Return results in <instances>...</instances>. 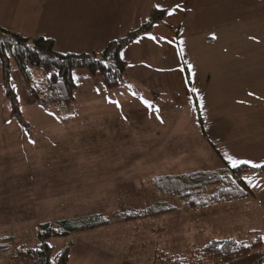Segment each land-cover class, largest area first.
Returning a JSON list of instances; mask_svg holds the SVG:
<instances>
[{
	"label": "rangeland",
	"instance_id": "obj_1",
	"mask_svg": "<svg viewBox=\"0 0 264 264\" xmlns=\"http://www.w3.org/2000/svg\"><path fill=\"white\" fill-rule=\"evenodd\" d=\"M103 1L107 15L113 16L108 17L113 21H106L104 28L99 29L102 31L98 34L103 38L97 36L93 43L83 38L70 42L62 35L55 51L98 54L108 45L106 41L118 40L138 28L151 12L147 7L148 0H102V5ZM156 7L161 9V6ZM249 25L219 29L206 45L201 42L203 39L192 44L191 50L197 51L198 63L206 65L207 70L202 74H210L211 59L221 58L217 50H228V47L254 50L245 38L251 30L243 29ZM153 34L155 40L160 39L157 25ZM232 37H236L233 46L230 45ZM160 50L152 54H149L151 50L121 52L122 57L130 61L133 80L149 79L148 86L157 95H141L135 100L132 85L126 84L122 91H108L100 80L89 78L85 70H79L74 73L78 81L75 102L71 114L67 115L55 114L35 99L15 64L10 63V86L16 96L21 120L31 132L23 131L17 120L9 115V104L3 100L0 81V129L9 128L11 140H16L9 143L10 162L4 171L8 181L2 176L6 183L4 181L3 188H0V240L11 237L10 245L14 248L19 245L32 247L36 244L37 226L41 224L101 213L111 221L108 227L51 238L47 243L54 248V254L72 242L74 245L67 264H151L153 254L162 249L183 255L191 247H201L225 236L233 235L240 240L249 233L247 231H259L264 236L263 208L250 205L240 212L238 207L242 205L234 203L236 207L231 205L217 211H182L176 200L156 196L151 185L153 178L192 174L215 169L220 164L206 142L214 139L206 124L207 114L203 112L208 104L199 102L196 110L190 101L187 106L174 108V100L162 73L154 66L174 63L175 55L167 56ZM228 82L223 81L219 91L227 90L229 94L232 88L226 87ZM209 84L211 86V82ZM153 102L158 108L167 109L157 112L152 120L146 119L143 114ZM219 103L226 108L229 105L225 98ZM186 112L190 113L187 116L192 118V125L182 118ZM199 116L205 121L202 126L206 141L204 134H199ZM151 124H154L152 129L160 132L171 130L168 143H165V135L151 138L148 134ZM177 128H182V134L174 133ZM201 138L206 148L199 154L188 157L190 154L179 155L176 150H171L175 139H184L179 143L185 144L184 150L191 153L192 149L200 148ZM155 143L163 146L166 152L156 149ZM166 153L170 154L168 160H161ZM209 163L216 166L210 167ZM256 178L263 180L264 175ZM246 182L253 189L260 183L248 177ZM162 200L176 207V211L127 223L116 215L120 206L140 211L145 205L162 203ZM236 219L246 221V224H240ZM13 255L12 249L8 253L0 251V264H30L23 260L11 261ZM259 257L258 252H253L229 264H254Z\"/></svg>",
	"mask_w": 264,
	"mask_h": 264
},
{
	"label": "crops",
	"instance_id": "obj_2",
	"mask_svg": "<svg viewBox=\"0 0 264 264\" xmlns=\"http://www.w3.org/2000/svg\"><path fill=\"white\" fill-rule=\"evenodd\" d=\"M104 4L103 1L102 5V0H0V27L29 38H50L54 42L55 50L59 46L62 35L68 37L70 42H73L72 39L83 38L93 43L97 36L99 39L103 38V35L101 36L98 32L102 31L99 29L104 28L106 21H113L112 18H108L113 16L107 15ZM156 6H161L160 10H166L162 23L156 24L161 32L160 39L150 38L155 37L153 34L154 25L148 32L137 37V40L122 48L121 52L123 50H151L149 54H152L161 48L160 53L163 52L171 57L175 55L174 63L154 66L162 73L161 76L174 100V108L187 106L190 101L194 103L196 110H198L199 102L208 104L203 112L207 114L206 124L209 134L214 139L206 141L205 129L202 126L204 120L201 119V116H199L201 122L199 134H204V136L202 134L204 140L210 146V150L219 158L220 164L215 169L197 172L219 170L223 164L233 167L229 157L237 162V166H264V0H148V8L158 9ZM169 12H172V15H169ZM237 24H250L243 29L251 30L246 33L245 38L247 44H250V48L254 50H235L229 47L228 50H217L221 58L211 59L208 66L212 69L210 74H202L207 68H205V64L198 63L195 55L197 51L191 50L192 44L203 39L201 42L206 45L209 40L212 41L213 33L228 27L235 29ZM120 38L122 37H118V39ZM232 38L231 46H233L236 37ZM111 41L115 40L106 42ZM121 58L127 64L126 78L129 86H133L131 88L133 98L136 100L141 95H153V97L157 95L154 89L148 86L149 79L133 80L129 59L122 55ZM226 80L229 81L226 87L232 88L229 90V94H227V90L219 91L218 89ZM244 81L247 83L243 84ZM209 82H211V86ZM118 90L122 91V89ZM223 98L229 104L227 108L219 103ZM166 109L167 107L158 108L153 102L150 109L146 110L147 113L141 114L146 116V119L152 120L157 112L166 111ZM187 114L190 115L186 112L182 118L185 117L192 125L193 120ZM153 127L154 124H151V129H148L151 138L155 135H165V143H168L171 130L160 132L157 129H152ZM23 131L28 134L31 132L28 129ZM181 131L182 128H177L174 133L182 134ZM10 135L9 128L0 129V188H3L2 185L6 179L8 181V177H4V171L10 162L9 143L16 141L14 138L11 140ZM182 140L175 139L172 143L174 146L171 150H176L179 155L187 153L190 154L188 157L194 156L206 148L201 138V142L198 144L199 149H192L191 153L186 152L185 144L179 143ZM30 142L31 139H29ZM150 144H154V142ZM155 144L156 149L166 152L163 146ZM169 155L166 153L161 156V160H168ZM245 161L250 163H244ZM208 166L212 167L216 164L209 163ZM263 175L264 173L258 177L262 178ZM247 177L260 182L256 185V189L246 182ZM256 177L257 175L252 173L242 176V180L252 193L251 199L253 200L239 202L242 205L238 207L240 212H244L250 205L264 209V179L260 180ZM236 204L217 205L207 211L226 209L223 207H231V205L236 207ZM243 217L246 218V215ZM236 221L246 224L245 219V222L240 219H236ZM230 236L233 237V235Z\"/></svg>",
	"mask_w": 264,
	"mask_h": 264
},
{
	"label": "trees",
	"instance_id": "obj_3",
	"mask_svg": "<svg viewBox=\"0 0 264 264\" xmlns=\"http://www.w3.org/2000/svg\"><path fill=\"white\" fill-rule=\"evenodd\" d=\"M166 10L152 9L149 18L138 28L122 38L111 41L100 53L74 54L59 53L54 42L47 37L29 38L0 27V71L3 86V100L9 104L10 116L18 125L26 128L20 117L16 96L10 86V63L19 70L33 97L55 114H71L75 102L78 81L74 73L85 70L89 78L98 79L108 91L126 87V62L121 50L154 25L162 23ZM215 152V150H214ZM217 154V152H215ZM247 173L261 175L264 166L250 167L225 164L219 170L195 172L179 176L153 178L152 188L160 199L176 200L182 211L207 210L217 205H230L252 198L250 189L242 180ZM176 207L165 204L164 200L148 204L142 210L120 206L116 212L120 221L127 223L145 217L175 212ZM264 219V217H263ZM111 224L101 213L82 218L61 219L37 226L36 244L32 247L10 245L12 238L0 240V251L13 250L11 261H26L30 264H67L74 243L65 245L54 254V248L47 241L69 234L103 229ZM258 252L260 257L254 264H264V236L259 231H250L243 239L231 236L211 240L204 246L191 247L185 254L178 255L169 250L153 254L151 264H229Z\"/></svg>",
	"mask_w": 264,
	"mask_h": 264
},
{
	"label": "snow or ice",
	"instance_id": "obj_4",
	"mask_svg": "<svg viewBox=\"0 0 264 264\" xmlns=\"http://www.w3.org/2000/svg\"><path fill=\"white\" fill-rule=\"evenodd\" d=\"M169 15H172V12H169L168 13ZM152 39H155V37H151ZM230 161H231V163L233 164V167H235V166H237V162L236 161H234V160H232V158L231 157H229L228 158ZM244 163H250V162H248V161H245ZM259 165H253V167H258Z\"/></svg>",
	"mask_w": 264,
	"mask_h": 264
}]
</instances>
